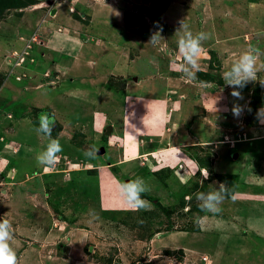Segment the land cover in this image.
<instances>
[{
	"label": "rangeland",
	"instance_id": "1",
	"mask_svg": "<svg viewBox=\"0 0 264 264\" xmlns=\"http://www.w3.org/2000/svg\"><path fill=\"white\" fill-rule=\"evenodd\" d=\"M147 1L154 4L153 15L146 6L134 5L136 15L127 16L134 18L127 23L132 46L124 73L121 69L125 76L104 78L99 66L89 75L80 63L73 69L82 77L73 83L65 75V59L57 53L44 56L48 31L39 28L49 15V0H0V219L11 222L18 238L10 242L18 264H146L147 244L158 234L174 236V245L181 231L187 232V245H193L187 239L198 241L194 217L205 213L198 208V192L223 183L229 195L221 210L230 212L243 205L240 197L232 198L235 187H259V194L251 189L249 197L264 200V141L258 140L264 129L257 128V110L264 107V0H166L182 6V17L174 23L184 20L194 35H209L197 58L195 81L182 75L183 56L172 30V37L165 34L157 45L148 42L152 29L164 31L167 24L160 18L163 0ZM66 12L60 21L65 25ZM20 36L23 46L2 50ZM240 43L245 44L222 55L215 46L223 50ZM256 46L258 79L237 89L242 99L234 97L222 74L241 50ZM157 75L164 80L151 81ZM234 106L242 109L238 117ZM68 112L70 119L61 116ZM40 113L54 115L52 137L63 149L47 171L35 158L47 142L34 131ZM254 135L259 138L252 143ZM93 145L97 156L85 157ZM135 150L180 153L194 164L162 168L158 157L142 156L129 161ZM137 177L151 189L142 196L150 202L147 210H128L115 195L117 180ZM49 225L59 233L43 244L32 231L44 233ZM203 235L207 246L213 239ZM235 241L228 243L231 249ZM162 252L153 248V263L201 264L203 258L168 251L162 259Z\"/></svg>",
	"mask_w": 264,
	"mask_h": 264
},
{
	"label": "crops",
	"instance_id": "2",
	"mask_svg": "<svg viewBox=\"0 0 264 264\" xmlns=\"http://www.w3.org/2000/svg\"><path fill=\"white\" fill-rule=\"evenodd\" d=\"M114 2L115 0H49V15L43 18L39 28V31H48L47 34H44V56L45 54L48 56L50 52V54H59L60 61L65 59L64 63L67 66L65 75L69 81L72 80V82H75L77 78L82 77V75L73 69L74 66L80 63L83 67L87 68L89 75L90 71L92 72V70L99 66L105 72L104 78L108 76H125L123 73L125 65L128 64L130 59L129 51H131L132 46V43H130L132 39L131 34L126 33L129 32L127 28L129 27L128 24L132 23L131 20L134 18L130 16L128 17V21H125V13L136 15L134 13L137 11V8L134 9V5L146 6L151 15L156 11L151 9L154 4H148L149 2L147 0H119L117 3ZM156 3L158 6V2ZM159 5L164 9L160 14V18L163 22L166 21L167 25L164 31L161 30L158 32L161 37H164L165 34H170V30L176 35V31L179 29L178 27L180 24L174 22L177 21V19H181L182 6L171 4L166 0H163ZM67 9H70L71 13L68 12ZM64 12L68 15H64L67 18L66 25L60 22L61 15H63ZM167 26H169V28ZM153 32L157 31L152 29L150 33L152 34ZM173 34H170L168 37H172ZM116 35L118 36L116 37ZM20 38H22V40H20ZM23 38L24 37L20 36L19 39L16 37L9 39V41L5 43L6 47H3L2 50L9 53L11 48H15L13 45H15L16 48L19 47L17 45H20V47L23 46ZM247 43L249 44L250 42L248 41ZM241 44L245 43L236 44V47L231 45V47L224 48L223 50L221 46L220 49H218L219 45L216 44L215 46L217 47L216 50L218 51V55H222L223 53L220 52L226 49V51H228L230 48L236 50ZM258 46H260L259 41ZM247 49L248 48H244V51ZM244 51L241 50L240 52ZM137 56L140 55L137 54ZM221 58L223 57L220 56V59ZM235 61L236 60H234L233 63ZM126 68H128V66H126ZM121 69L123 70L122 74ZM57 73L56 71V77L62 78V76ZM100 78L104 79L102 77ZM161 78L164 80V77L157 75V77L153 80L151 79V81H157ZM73 83L71 85H73ZM150 85H152V88L155 87L153 83ZM132 109L134 110V108ZM70 114L69 112L68 114L62 113L61 116L65 119H70ZM257 126V128H259L258 130L264 129V123L258 122ZM129 130L131 131V129ZM130 131L129 136L131 134ZM250 131L246 130L249 134ZM148 135V137H150L153 133L149 132ZM255 138H259V135L252 136L250 141L255 143ZM258 140L264 141V136ZM133 152L134 154H130L131 157H127L129 161H134L141 156L144 158L149 157L150 159L158 157V161L156 162L157 164H162V168L175 167L186 163L194 164L191 159L186 158L184 160L183 154H176L175 152L162 153L157 151L153 154H142L140 151L136 150ZM203 171L205 170L203 169ZM241 186L240 188L235 187L232 194L234 200L240 197V201H242L243 205L240 207L241 209L239 211H236L235 208H233L232 212H230V208V210L223 209L221 210L222 215L220 213L212 214L205 212L204 215L206 216L203 215L200 223L197 224V230L193 233L195 235V240L198 241H194L193 238L186 240L190 241L193 245H187L185 243V238L187 236L186 231L179 232L180 236L176 238L179 242L175 243V245L173 244L174 242L172 243V239H170L174 236H168V239L166 237L164 239L163 235H161V238L158 234L156 236L158 239L156 238L154 241L151 240L149 244H147L145 252L147 257L146 264H156L152 262V259H154L153 257L157 258V256L151 254L153 248L164 251L162 252V256H159V258L162 259L168 255H165V253H170L168 251H183L182 253L188 254L189 252H193L194 256L203 257L201 258V264H264V246H261V244H264V211H260V208H264V200L249 197L250 190L256 186L252 187L253 185L248 183ZM258 188L253 189L254 193H258ZM227 200H230V197ZM33 201L36 203V198H34ZM35 219L37 218L35 217ZM35 231H37V229L33 228V236L37 235V239H40L43 244L44 240L47 239L52 241L59 233L57 230L51 228L50 225L46 227L44 233L41 232L40 229L37 231L39 233ZM30 233L31 231L27 229L26 234L33 237L32 233L31 235ZM203 234H208V236L213 239L207 246L201 241L204 236ZM13 238V240H18L17 237ZM233 239L238 240L234 243L237 247H235V249H231L228 244ZM156 245L157 247H155ZM149 257H151V259ZM160 261L159 259L157 263Z\"/></svg>",
	"mask_w": 264,
	"mask_h": 264
},
{
	"label": "clouds",
	"instance_id": "3",
	"mask_svg": "<svg viewBox=\"0 0 264 264\" xmlns=\"http://www.w3.org/2000/svg\"><path fill=\"white\" fill-rule=\"evenodd\" d=\"M176 35L178 37V50L182 54L184 61L180 65L182 75L187 80L195 81L196 71H199L197 58L202 52V43L209 39V35L204 32H198L194 35L184 20L180 21V28L176 31ZM161 38L158 31L153 32L148 42L155 46ZM260 54L258 48L249 47L222 74L224 84L233 89L232 96L242 99L243 97L237 89H242L248 82L258 79L256 62ZM260 82L264 84V81ZM232 111L238 117L242 109L240 106H234ZM257 119L261 123H264V107L257 110ZM55 123L54 115L40 113L38 115V127L34 129L38 136H43L47 141L43 148L37 151L35 157L37 165L45 171L55 167L58 154L63 151L59 140L52 137ZM98 150L93 145L84 152V155L87 158H95ZM150 190L145 180L141 177L128 181L117 180L114 189L115 195L127 205L128 210L132 211H138L140 209L147 210L150 207V202L142 198L143 194ZM228 195L229 189L223 183L219 184L218 188L214 187L209 192H198L196 194L198 208L201 212L218 214L221 212V205ZM201 219L199 215L195 216L194 223L199 224ZM13 236L14 229L11 222L8 219H0V264H18L16 251L10 243L13 240ZM149 258L151 259V257Z\"/></svg>",
	"mask_w": 264,
	"mask_h": 264
},
{
	"label": "trees",
	"instance_id": "4",
	"mask_svg": "<svg viewBox=\"0 0 264 264\" xmlns=\"http://www.w3.org/2000/svg\"><path fill=\"white\" fill-rule=\"evenodd\" d=\"M128 15H130V14H126V13H125V21H128V19H127V16H128Z\"/></svg>",
	"mask_w": 264,
	"mask_h": 264
},
{
	"label": "bare ground",
	"instance_id": "5",
	"mask_svg": "<svg viewBox=\"0 0 264 264\" xmlns=\"http://www.w3.org/2000/svg\"><path fill=\"white\" fill-rule=\"evenodd\" d=\"M68 118H69V116H68Z\"/></svg>",
	"mask_w": 264,
	"mask_h": 264
}]
</instances>
